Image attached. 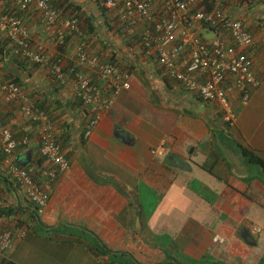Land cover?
Segmentation results:
<instances>
[{"label":"crops","instance_id":"0c3cea01","mask_svg":"<svg viewBox=\"0 0 264 264\" xmlns=\"http://www.w3.org/2000/svg\"><path fill=\"white\" fill-rule=\"evenodd\" d=\"M87 2L91 1H79L89 12ZM241 8L236 18L244 20L254 35L248 52L258 75L264 77V4ZM99 17L98 22L102 21ZM28 22L32 32L45 33L37 16H30ZM200 32L206 40L221 36L205 27ZM115 35L111 40L120 42L122 37ZM48 45L49 55L58 52L50 41ZM117 46L105 54L99 47L91 52L106 59L114 53L119 66L131 74L130 88L105 96L100 122L84 143L83 113L72 109L56 119V133L69 132L74 139L66 148L72 167L55 181L41 174L49 163L39 157L37 124L24 117L19 103L3 106L5 122L18 140H29L27 148L17 150L15 161L28 162L51 196L38 213L0 162V174L10 180L0 183V207L18 210L17 221L22 220L20 224L27 228L26 238L9 258L17 264H70L68 257L58 259L51 254L61 250L71 254L82 246L85 264H120V254L142 264L176 260L184 264L204 260L256 264L258 260L264 264L261 168L244 163L235 148L242 144L264 157V82L249 91L246 102L231 81L227 83L236 112L235 125L229 126L215 103L204 102L173 79L165 80L157 56L150 55L153 51ZM72 56L69 52L66 58ZM84 70L96 75L88 67ZM94 78L106 94L105 80L98 74ZM51 79L44 66L27 79V86L50 91ZM67 86L74 89L72 84ZM120 130L126 132L124 139L117 136ZM151 194L157 200L152 207L148 206ZM185 204L187 212L195 213L180 219L176 212L185 210ZM85 236L97 238L110 253L97 255ZM218 236L222 240L216 242ZM69 258L71 262L76 259Z\"/></svg>","mask_w":264,"mask_h":264},{"label":"built area","instance_id":"2783aa9c","mask_svg":"<svg viewBox=\"0 0 264 264\" xmlns=\"http://www.w3.org/2000/svg\"><path fill=\"white\" fill-rule=\"evenodd\" d=\"M10 6L4 11L5 2ZM231 1V0H230ZM243 4H264V0H237ZM104 7L131 32L139 25H148L144 38L154 42L159 66L171 79L183 88L207 103L217 104L223 113V119L230 126L235 124L236 114L228 96L227 83L238 90L243 101L249 100V91L259 87L264 77L258 75L255 62L248 52L254 44V35L247 30L240 19L232 18L218 7L212 11L198 9L196 0H101ZM30 16L40 18L43 27H54L62 17V24L56 28V45L66 44L68 35L75 37L71 57L74 65L66 73L60 63H55L51 73L65 85L72 84L93 114L86 135L91 136L105 107L102 88L86 74L90 68L105 80L106 86L115 94L130 88L131 74L119 64L92 53L86 33L79 18L63 17L52 0H0V41L11 39L17 45L14 52L28 57L32 62H45L48 40L45 36L32 41V28L28 22ZM199 24L223 28L233 39L235 46L227 44L222 35L212 40L201 37ZM219 31V30H218ZM221 34L222 32L219 31ZM42 35V34H41ZM69 55V53L67 54ZM72 74V75H70ZM73 77V81L70 78ZM0 149L4 152L5 163L11 165L18 141L11 127L3 121L4 103L21 105L24 117L37 124L40 130L42 153L52 166L48 172L51 181L71 169L70 162L57 143L54 134L56 122L48 114L39 110L29 92L14 81L0 82ZM27 142V139L24 141ZM23 186L28 198L40 212L50 201L49 192L37 184L26 170L14 164L10 168ZM27 236V228H18L15 234L5 231L0 235V258L14 249L17 242ZM219 236L215 238L219 241Z\"/></svg>","mask_w":264,"mask_h":264},{"label":"trees","instance_id":"16d2710c","mask_svg":"<svg viewBox=\"0 0 264 264\" xmlns=\"http://www.w3.org/2000/svg\"><path fill=\"white\" fill-rule=\"evenodd\" d=\"M90 1L96 7L98 11V16H102V22L100 21L98 22V19L96 18L95 14L90 11L88 12L87 10H85L84 5L79 3L78 0H52L54 5L62 13L63 17L79 18V20L82 22L83 31L88 36L87 39H88L90 51L94 47L95 49H98L97 47H99L100 52L103 51L105 54L107 53V50L111 49L112 47L114 49L118 48L119 46L117 45L119 42L115 40L112 41L111 39H113L114 34H119V36L122 37V40L120 39L121 40V43H119L120 45L125 44L126 48H129V49L142 47L144 51H149V53H151V51L154 49V44H153L154 42L151 40V42L148 44V42L144 38V34L147 33L146 31L149 28L148 25L144 23V25L136 26L135 28H133V31L131 32L130 30L127 29V24L126 26L121 24L122 22L119 20L118 15H114L110 13L104 7L101 0H90ZM196 3H197V6H199L198 7L199 10L202 9L208 12L218 7L222 8V10L224 11V9L228 8L227 5L229 2L228 0H196ZM9 6H10L9 2L6 1L5 2L6 9L4 11H7ZM61 20H62V17L54 27L46 28L45 33L43 34L41 33L42 35L38 33H34V32L31 33L32 41L37 40L39 37L45 36L46 39L50 41L51 44L57 48V51H58L57 53H52L49 55L50 51H49V47H47V51H46L47 59L45 62H42V63L35 62L34 63L28 57L24 56L22 51L20 53L14 52V49H16L17 45L14 44L11 41V39L3 38L2 41H0V72H3L1 74L3 78L0 77V82L11 80L23 86L28 91V89H32V88H29L27 86V79L32 78L41 68H43L44 66H47L48 75L49 77L52 78L51 79L52 85L50 86L51 90L50 91L46 90L44 92L38 89H32L29 95L34 100L35 106L39 110L48 114L49 117L53 119L55 122H56V119H59L61 116L68 114L70 110L72 111V109L75 112L77 111V113L78 112L83 113L81 114V116L82 115L84 116L83 118L84 121L82 120L83 132H81V136H82L81 142L84 143L86 141V138L90 137L86 135V129L91 123L90 122L91 119L93 118V114L90 111V106H87L84 103L83 99L79 97V95L76 93V88L74 86H73L74 89H71L70 86L68 88L67 85L57 80L56 77L51 73V68L55 63H60L63 70L68 74H69V68H71L74 65L73 63L74 61H72V59L70 58L67 59L66 55L69 53V50L71 49L72 45L75 44V37L73 35H68L65 41L66 44L61 45V46L56 45V34L55 33H56V28H58L59 25L62 24ZM241 21L243 25L247 28V30L251 32L249 28L247 27L246 22L242 19ZM204 27H207V25L205 24ZM217 30L222 32L221 37L223 41H225L227 44L235 46V43L228 32H223L222 27H219ZM108 38L110 39V41ZM114 49L112 50L115 51ZM95 54H98V53H95ZM150 55H152V57L157 56V54H150ZM115 57L116 56L113 53V56H110L108 59L119 64V59L117 60V57L116 59H114ZM96 75L94 77H96ZM94 77L92 78L94 82L97 83V79ZM165 77L166 78L164 79L167 81H169L168 79H171L167 75H165ZM70 80L73 81V77H71ZM105 90L107 91L106 94H105L104 89L102 90L104 98L105 96H111L115 94L111 88L107 87ZM4 105H10V104L4 103L3 106ZM3 106H2L3 121L5 124H7L5 122L6 119L4 115ZM218 113L220 114L221 118H223V113L220 111ZM97 126L93 128V131L95 130ZM54 134L56 136L55 138L57 140L58 145L60 146L61 150L64 152L65 156L68 158L70 165L72 167V162L69 157L70 153L69 152L67 153L66 148L69 145H71L74 139L73 136L70 135L69 132L58 135L56 133V129L54 131ZM16 139L18 141V147L16 151L14 152V155L17 152V150H19L20 148H27L29 144L28 138H23V140L21 141L18 140L17 137ZM25 139H27L26 143L24 142ZM41 148H42V142H41V134H40L39 157L41 159V162L45 161L49 163L48 158L43 155ZM235 148L238 152L239 157L243 159L244 163L249 164V165H256L257 167L261 168V175L259 176V178L264 184V157L260 155L259 153H257L256 151L242 144L237 143L235 145ZM14 155L12 159L13 164L15 166H18L19 169L26 170L28 174L33 179L36 180L37 184L43 187L41 183L37 181L36 174L33 172L32 167L28 166V162L26 163L16 162L14 159ZM5 158L6 156L4 152L0 149V162L2 164L3 163L5 164V166L8 168V173L13 179V181L18 183L23 189L21 181L17 177H15L12 173H10L11 172L10 168L12 167L13 164L11 163L10 166L6 164ZM51 169L52 167L49 163L48 168H45V169L42 168L41 174H43V176L48 178L49 176L46 172L50 171ZM2 179L6 180V182L10 181L9 178H6L0 174V183ZM18 214H19L18 210H16L14 207H0V235L5 231H11L15 234L18 228L26 227L23 224H20L22 223L21 222L22 220L18 219L17 221ZM72 234L74 236L78 235L77 233H72ZM47 237L49 238L50 236H47ZM90 239L94 246V247H91L90 249H92L97 255L110 253L107 250L108 248L103 246L102 243L97 238L93 237ZM20 242L16 243L14 249L20 244ZM14 249L8 251L5 257L0 258V264H17L15 261L9 258V254L12 251H14ZM120 261H121L120 264H142V263L136 262L135 260H133V258L126 260L125 254H120ZM196 263L197 264H212V262L210 263L209 260H204V261L196 262ZM161 264H184V263L179 260H176V261H168V262L161 263ZM216 264H224V263L221 261H217Z\"/></svg>","mask_w":264,"mask_h":264},{"label":"rangeland","instance_id":"374dc122","mask_svg":"<svg viewBox=\"0 0 264 264\" xmlns=\"http://www.w3.org/2000/svg\"><path fill=\"white\" fill-rule=\"evenodd\" d=\"M78 1H82V0H78ZM228 5L232 2V4L230 5V7H228V5H227V7L228 8H226V9H224V11L229 15V16H231V17H233V18H236V14H238L239 12H243V10H242V8H241V5H243V4H240V2H238L237 0H228ZM88 3V6L89 7H91L90 9H89V11L90 12H92V13H94L95 14V16H96V18H100L99 16H98V11H97V9H96V7L91 3V2H87ZM233 5V6H232ZM246 11V10H245ZM248 11V10H247ZM100 22H102V21H100ZM113 36H116L115 34L113 35ZM119 37V36H118ZM113 39H114V37H113ZM116 41H118V38H117V40ZM119 42V41H118ZM119 43H121V40H120V42ZM199 155V158L201 157V155H200V153H198ZM211 158V157H210ZM196 187H197V185H196ZM156 202V205H157V200H156V198H155V195L154 194H151V195H149V201H148V206H150V207H152L153 206V204ZM183 206H185V210H182L181 212H176V216H180V219H185V218H187V217H189V216H191L192 214H194L195 212H187V205L185 204V205H183ZM181 210V209H180ZM180 210H178V211H180ZM235 225H239V224H235ZM234 225V226H235ZM64 228V227H63ZM172 235L170 234V236H168L167 237V240H169L168 242L169 243H171V242H173V240H172V237H171ZM85 239H89V243H88V245L90 246V247H94L93 246V243H92V241H91V239L88 237V236H85ZM180 243V242H179ZM163 246H164V244L163 243H161ZM181 244V243H180ZM169 245V244H168ZM171 246L172 245H170V246H168V247H170L171 248ZM253 255V254H252ZM51 256L53 257V258H58V259H62V258H64V257H68V260L70 259V264H85V260H86V257L84 256V251H83V249H82V246H80V248H78V249H76V250H74V251H72V253L71 254H66V252L65 251H59V252H57V254H55V253H52L51 254ZM73 257V259H75V260H73L72 262H71V258H69V257ZM132 257L131 256H127V254H126V260L127 259H131ZM120 260V258H117V260ZM79 260H80V262H79ZM68 262V261H67ZM224 263V262H223ZM263 263V262H262ZM224 264H228V263H224ZM233 264H235V263H233ZM256 264H259V262H258V260H257V263Z\"/></svg>","mask_w":264,"mask_h":264},{"label":"clouds","instance_id":"9594fccd","mask_svg":"<svg viewBox=\"0 0 264 264\" xmlns=\"http://www.w3.org/2000/svg\"><path fill=\"white\" fill-rule=\"evenodd\" d=\"M236 19H238V18H236ZM241 20V19H240ZM207 25V24H206ZM205 26V24H203V25H201V24H199V28H198V30L200 31V28H202V27H204ZM205 28H210V29H214V28H211V27H209L208 25H207V27H205ZM215 31H218L217 29H214ZM219 32V31H218ZM202 33L200 32V35H201ZM222 35V34H221ZM202 37V36H201ZM203 38V37H202ZM154 53H155V51H154V49L152 50ZM156 54V53H155ZM158 59V58H157ZM159 64V63H158ZM166 75V74H165ZM250 95V94H249ZM229 96V95H228ZM241 97V96H240ZM250 98V97H249ZM230 99V98H229ZM231 101V100H230ZM244 102H246V101H244ZM232 103V102H231ZM217 105V104H216ZM233 105V104H232ZM217 108H218V106H217ZM218 111H219V108H218ZM235 111V110H234ZM236 113V112H235ZM224 120V119H223ZM227 125H229L228 123H226ZM235 125V124H234ZM230 126V125H229ZM233 126V125H232ZM49 161V160H48ZM50 163V162H49ZM51 165V164H50ZM52 167V166H51ZM58 179V178H57ZM55 181V180H54ZM24 190V189H23ZM25 191V190H24ZM26 193V192H25ZM27 195V194H26ZM27 198H28V196H27ZM29 199V198H28ZM32 202V201H31ZM33 203V202H32ZM34 204V203H33ZM35 206H36V204H34ZM36 208H37V210H38V213H41L40 211H39V209H38V207L36 206ZM24 228H26V227H24ZM222 240V238L220 237L219 238V241H221ZM216 241V240H215ZM216 242H218V241H216Z\"/></svg>","mask_w":264,"mask_h":264},{"label":"water","instance_id":"95a60500","mask_svg":"<svg viewBox=\"0 0 264 264\" xmlns=\"http://www.w3.org/2000/svg\"><path fill=\"white\" fill-rule=\"evenodd\" d=\"M124 135L126 136V132L120 130L118 133H117V136H120L121 138L124 137ZM124 139V138H123Z\"/></svg>","mask_w":264,"mask_h":264}]
</instances>
